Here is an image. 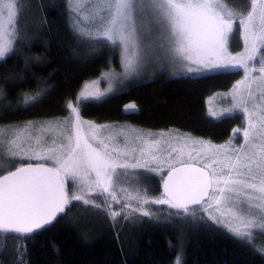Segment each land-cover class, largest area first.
I'll return each instance as SVG.
<instances>
[{
  "label": "snow or ice",
  "instance_id": "1",
  "mask_svg": "<svg viewBox=\"0 0 264 264\" xmlns=\"http://www.w3.org/2000/svg\"><path fill=\"white\" fill-rule=\"evenodd\" d=\"M86 2L66 0L75 37L113 44L118 40L123 45L125 76L136 71L144 59L138 44L139 31L152 26L166 34L169 58L184 63L186 73L192 77L232 75L242 69L245 76L234 86L233 105L217 119L234 118L233 113L242 110L248 124L243 131L244 144L234 148L231 139L228 144L214 145L190 136L133 128H120L103 137L100 133L104 126L84 122L76 108H71L73 119L67 130L57 132L56 124L33 122L5 128L0 157L10 162L19 158L21 164L14 170L0 168L6 171L0 175V231L28 238L27 234L45 230L67 215L66 209L80 202L100 210L89 194L107 193L116 202L114 189L129 177L131 169L144 170L141 178L146 180L159 173L162 196L149 198L139 190L133 194L121 188L126 203L121 212L109 209L113 219L124 216L127 220L125 213L151 218L153 213L145 210V205L167 206L170 212L175 210L177 219L224 228L241 241H250L253 230L264 229V104L253 103V109H257L254 111L247 107L255 100L253 84L264 101V55L260 56L259 76L253 77L255 69L249 68V63L264 52V0H251L246 16H238L226 0H91L90 14L95 23L82 27L74 14L83 15ZM26 6V0H0V61L6 62L14 45L27 38L21 21ZM237 20L244 51L232 55L228 42ZM49 93L47 90L25 97V105L16 110L34 107ZM97 95L82 93L86 100ZM125 111L134 112L135 105L127 106ZM43 132L56 135L47 140L40 134ZM9 135L15 139L9 140ZM117 137H123V146L115 143ZM23 158L29 162L23 163ZM66 181H71V191ZM132 200L138 207L127 203ZM258 235L264 236V232Z\"/></svg>",
  "mask_w": 264,
  "mask_h": 264
},
{
  "label": "trees",
  "instance_id": "2",
  "mask_svg": "<svg viewBox=\"0 0 264 264\" xmlns=\"http://www.w3.org/2000/svg\"><path fill=\"white\" fill-rule=\"evenodd\" d=\"M26 3L21 21L27 38L14 45L6 62L0 61L2 130L67 116L70 102L87 80L111 65H119L118 44L75 37L66 0H26ZM226 3L238 16L251 8V0H226ZM82 11L87 14L84 7ZM74 15L80 20V15ZM240 30L237 20L230 36L236 50L243 46ZM241 76V70L209 78L163 71L130 82L103 99L82 101L80 113L82 118L93 122L129 124L154 131L177 129L224 142L241 123L242 114L235 113L234 118L222 121L213 118L207 114V98L230 90ZM47 90L50 93L34 107L16 110L25 105V97ZM129 105H135L134 112L125 111ZM4 172L0 171V175ZM137 172L139 177L136 178L137 173L131 175L130 193L139 190L149 198L161 197V177L153 173V178L146 180L141 178V170ZM134 178L139 185L136 191ZM66 186L72 190L71 181H66ZM114 191L116 202L107 193H90L88 198L94 205H100V210L80 202L66 209L67 215L60 216L45 230L27 234L28 238L0 231V264H177V260L179 264H264L261 251L264 236L259 237L258 229L245 242L224 228L177 219L175 210L170 212L167 206L154 204L145 205V210L153 213L151 218L142 213H125L127 220L124 216L113 219L109 209L121 212L122 204L126 203L118 184ZM127 203L138 207L135 200Z\"/></svg>",
  "mask_w": 264,
  "mask_h": 264
},
{
  "label": "rangeland",
  "instance_id": "3",
  "mask_svg": "<svg viewBox=\"0 0 264 264\" xmlns=\"http://www.w3.org/2000/svg\"><path fill=\"white\" fill-rule=\"evenodd\" d=\"M84 8L86 9L87 14L80 15V22L82 27H88L91 26L95 23V21L92 18V15L90 14L91 12V0H87V2L84 4ZM79 15V14H78ZM103 15V13H101ZM241 15V14H240ZM244 14L243 16H246ZM5 20H6V12L4 13ZM235 26V22L233 27ZM5 27L7 28V24L5 23ZM242 31V29L240 30ZM231 36V34H230ZM229 36V42H228V51L232 55H237L239 53H242L244 51V44L240 50H236L234 45H233V40ZM242 41V37H241ZM112 43V42H111ZM115 44L119 45L120 48V58H119V65H111L109 68L104 70L101 74L98 76L94 77L93 79L87 80L82 88L79 90L78 94L76 95V98L70 102V111L67 116H64L63 118H60L58 120H46V121H39V122H33L36 125H39L41 123H52L57 125L56 131H62V130H67L70 128V122L73 119V113L71 112V108H76L79 112L80 119L83 120L84 122H91L96 125L104 126V129L101 131L100 135L103 137H107L112 134L113 131H119L120 128H133V129H138L142 132H151L153 134H159V133H165V134H179V135H185V136H190L193 139H203L200 137H197L193 134H190L188 132H181L178 131L177 129H165V130H150L147 128H139L135 127L129 124H109V123H99V122H93L90 120H86L82 118L81 113H80V105L82 101H85V97L82 96V93L86 92H94L97 93L98 95L96 97H88L87 100H100L105 98L106 96L119 91L123 88H125L130 82H136V81H141L145 80L148 78H151L155 75H157L160 72L166 71L171 74H187L185 71L186 65L184 63H181L179 61H172L169 56L166 54V49L168 48V43L166 40V34L158 27L152 26L151 29H141L138 34V44L140 49L142 50V55L144 56V59L140 63L139 67L136 69V71L128 74L127 76L124 75V67L121 63V56H122V51H123V45L120 44V42L117 40ZM264 55V52L259 53L256 59L252 62L249 63V68L250 69H255V71L251 72V75L253 77L259 76L260 73L258 69L260 68V56ZM242 71V76L237 80L241 81L245 73ZM236 81V82H237ZM236 82L234 83L233 87L228 90V91H222V92H217L207 98L206 102V107H207V114L213 118H218L221 116L222 113L225 112V110L229 109L233 105V92H234V86L236 85ZM242 87V86H241ZM252 91L254 92L255 100L254 101H249L247 104V107L249 108L250 111H254L257 109H253V103L257 105L264 104V101H261L260 96L261 93L257 89V86L253 84L252 86ZM239 99V98H238ZM215 113V116L212 114ZM237 113L242 114V110H237ZM235 114V113H233ZM264 114V113H261ZM258 122V121H256ZM28 123H25L26 125ZM23 125V126H24ZM17 126V125H16ZM16 126H8L6 128H12ZM248 127L247 124V116L246 114H242V120L240 124H237L234 129H233V135L229 138L228 141L224 142H213L207 139H203L205 141H210L214 145H225L228 144L230 139H231V146L234 148L240 147L242 144H244V138H243V131L244 129ZM87 128V123H85V129ZM5 129V128H4ZM236 130H239V134H236ZM45 137V139L50 140L53 136L56 135L55 132H43L40 133ZM33 135H36L34 132ZM9 140L15 139L14 135H9L8 136ZM259 143V141H255ZM120 146H123L124 139L123 137H117L116 142ZM0 149H3V132L2 129L0 128ZM27 160L26 158H23V161ZM21 163V159H16L15 161H8L7 159H4L3 157H0V168H11L15 167L16 165ZM10 165V166H9ZM139 170H131L129 169V177L126 179H122L119 181L118 184V189L121 188L127 189L128 192H132V184L130 183L131 181V175L134 176L136 174V178L140 176V174L137 172ZM142 173L144 170H141ZM167 169L164 170V175H166ZM158 176H160L159 173H154ZM136 178L132 179L133 185L137 186L134 190L136 191L139 185L136 182ZM161 186H162V180H161ZM259 233L264 232L262 229L257 230ZM261 237V235H259ZM261 240H264L263 238Z\"/></svg>",
  "mask_w": 264,
  "mask_h": 264
},
{
  "label": "water",
  "instance_id": "4",
  "mask_svg": "<svg viewBox=\"0 0 264 264\" xmlns=\"http://www.w3.org/2000/svg\"><path fill=\"white\" fill-rule=\"evenodd\" d=\"M28 163V162H27ZM20 166V165H19ZM19 166H17V167H19ZM11 170H14V168L13 169H11ZM3 174H6V172H4ZM3 174H1V175H3ZM167 174V173H166ZM166 176V175H165ZM162 190H163V182H162Z\"/></svg>",
  "mask_w": 264,
  "mask_h": 264
}]
</instances>
